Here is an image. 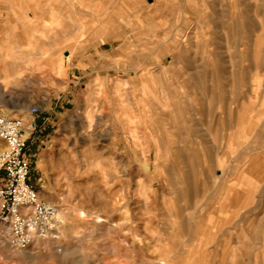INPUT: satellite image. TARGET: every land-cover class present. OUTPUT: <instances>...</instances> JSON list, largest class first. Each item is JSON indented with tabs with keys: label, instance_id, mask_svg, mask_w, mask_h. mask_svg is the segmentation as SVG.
Returning a JSON list of instances; mask_svg holds the SVG:
<instances>
[{
	"label": "rangeland",
	"instance_id": "rangeland-1",
	"mask_svg": "<svg viewBox=\"0 0 264 264\" xmlns=\"http://www.w3.org/2000/svg\"><path fill=\"white\" fill-rule=\"evenodd\" d=\"M101 1L0 14L26 42L0 46V113L48 119L30 179L61 222L29 252L0 222V264H264V0Z\"/></svg>",
	"mask_w": 264,
	"mask_h": 264
},
{
	"label": "built area",
	"instance_id": "built-area-1",
	"mask_svg": "<svg viewBox=\"0 0 264 264\" xmlns=\"http://www.w3.org/2000/svg\"><path fill=\"white\" fill-rule=\"evenodd\" d=\"M32 117L43 112L37 106ZM44 118L41 125H47ZM38 122L0 113V222L9 230V246L16 252H29L41 241L57 237L60 211L46 202L33 185L31 147L28 143Z\"/></svg>",
	"mask_w": 264,
	"mask_h": 264
},
{
	"label": "crops",
	"instance_id": "crops-1",
	"mask_svg": "<svg viewBox=\"0 0 264 264\" xmlns=\"http://www.w3.org/2000/svg\"><path fill=\"white\" fill-rule=\"evenodd\" d=\"M99 1L98 4H96L97 6H102V7H106V4L104 2H102L101 0H97ZM47 2V1H46ZM96 0H72L71 2V6H72V10L74 11V15L76 16H83V17H90L93 13L92 11H90L91 8L95 7L92 6L93 3H95ZM116 6V4H114V7ZM65 7L63 6H59V4H53V3H45L42 2V0H30L28 2V4L25 5H19L17 6V8H15V6H6L5 9H3L4 11H1L2 14H9L11 16L9 17H5V22L6 23H19V26H15L14 29H25V28H29L30 26H34L37 27L39 26L41 23H43V21L47 18L46 15L44 14V12L47 11H51V12H57L54 16L57 17V22L59 21L58 19H60L63 16H68L65 11H64ZM80 9H82L84 12L79 14L78 12H80ZM114 14L117 13V10L113 11ZM111 12V13H113ZM0 13V14H1ZM19 14V15H15V14ZM41 13V14H39ZM43 13V14H42ZM13 15V16H12ZM53 19V18H52ZM100 17L96 18V22L98 24L99 27L102 28L103 23L100 20ZM31 23V25L26 26L24 25V23ZM25 41H24V37L22 36H18L16 35L14 38H0V46H6V56L12 58V59H8L9 61H11L12 63L14 62H18V61H24L26 60L25 57H20L21 54H23L24 56H26V54L21 53L19 54L18 51L15 50V48H11V52H10V48L9 47H14L15 46H23L25 45ZM31 42L27 43L30 44ZM4 55V54H3ZM1 56V55H0ZM68 56V54H67ZM0 89L1 85H0ZM4 92H6V90H3ZM26 91H20V93H24ZM22 98L19 99V101H21ZM15 101H7L5 102V104L8 107H13L12 104H14ZM12 105V106H11ZM41 117V120L39 122V124H41L43 122L44 119V112L39 115ZM34 117V119L37 121V118L39 117ZM39 117V118H40ZM33 119V120H34ZM38 124V125H39Z\"/></svg>",
	"mask_w": 264,
	"mask_h": 264
},
{
	"label": "bare ground",
	"instance_id": "bare-ground-1",
	"mask_svg": "<svg viewBox=\"0 0 264 264\" xmlns=\"http://www.w3.org/2000/svg\"><path fill=\"white\" fill-rule=\"evenodd\" d=\"M42 242H45V241H42ZM28 258V257H27ZM32 258H33V256H32ZM32 258H28V259H32ZM33 261V260H32Z\"/></svg>",
	"mask_w": 264,
	"mask_h": 264
}]
</instances>
